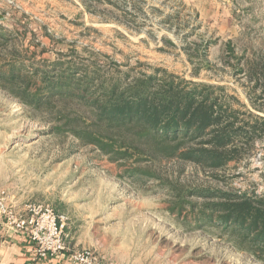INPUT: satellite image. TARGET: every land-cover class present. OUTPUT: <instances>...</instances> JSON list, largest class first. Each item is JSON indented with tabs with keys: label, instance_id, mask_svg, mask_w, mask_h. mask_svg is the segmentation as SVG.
I'll list each match as a JSON object with an SVG mask.
<instances>
[{
	"label": "rangeland",
	"instance_id": "obj_1",
	"mask_svg": "<svg viewBox=\"0 0 264 264\" xmlns=\"http://www.w3.org/2000/svg\"><path fill=\"white\" fill-rule=\"evenodd\" d=\"M94 67L195 85L236 111V126L264 118V0H0V71L20 74L14 88L0 77L7 202L62 213L67 244L102 264H264L253 235L208 210L264 195V134L237 140L246 150L220 168L181 158L193 141L172 154L150 141L116 160L118 140L103 150L74 132L92 134L90 108L34 106L12 92L25 78L42 84L45 71Z\"/></svg>",
	"mask_w": 264,
	"mask_h": 264
},
{
	"label": "trees",
	"instance_id": "obj_2",
	"mask_svg": "<svg viewBox=\"0 0 264 264\" xmlns=\"http://www.w3.org/2000/svg\"><path fill=\"white\" fill-rule=\"evenodd\" d=\"M78 72L77 68L62 69L57 75L45 71L41 75L42 84L25 78L24 84L12 92L34 106L47 105L56 98L57 102L70 101L90 108L92 134L81 131L77 125L73 128L79 131L74 132L81 140L88 138L87 142L103 150L106 147L113 150L114 139L118 140L124 150L113 152L112 158L116 160L123 158L128 149L150 141L167 144L165 147L171 154L187 141H193L194 146L180 153V157L220 168L234 158L233 153L246 150L235 145L237 140H246L247 144L264 134V118L236 126L237 112L217 103L216 97L202 93L195 85L185 89L156 75L131 79L125 74L107 77L97 67ZM255 76L259 81L258 73ZM0 77L9 84L5 86L14 88L20 74L16 69L0 71ZM95 134L104 136L108 142L103 144ZM208 210L209 215L220 211L218 218L253 235L264 250V195L235 196L228 202L213 203Z\"/></svg>",
	"mask_w": 264,
	"mask_h": 264
},
{
	"label": "built area",
	"instance_id": "obj_3",
	"mask_svg": "<svg viewBox=\"0 0 264 264\" xmlns=\"http://www.w3.org/2000/svg\"><path fill=\"white\" fill-rule=\"evenodd\" d=\"M0 219L14 233L25 236L32 243L35 259L52 258L67 252L70 264H102L91 249L68 246L64 231L66 217L48 204L26 202L14 205L0 192Z\"/></svg>",
	"mask_w": 264,
	"mask_h": 264
},
{
	"label": "crops",
	"instance_id": "obj_4",
	"mask_svg": "<svg viewBox=\"0 0 264 264\" xmlns=\"http://www.w3.org/2000/svg\"><path fill=\"white\" fill-rule=\"evenodd\" d=\"M0 264H70V261L67 252L52 258L35 259L32 243L25 236L14 233L0 219Z\"/></svg>",
	"mask_w": 264,
	"mask_h": 264
}]
</instances>
